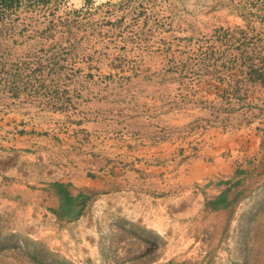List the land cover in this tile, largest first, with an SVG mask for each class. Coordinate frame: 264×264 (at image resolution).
I'll return each instance as SVG.
<instances>
[{"label": "rangeland", "instance_id": "374dc122", "mask_svg": "<svg viewBox=\"0 0 264 264\" xmlns=\"http://www.w3.org/2000/svg\"><path fill=\"white\" fill-rule=\"evenodd\" d=\"M6 15L0 55L61 62L43 75L69 91L0 83V264H264V80L228 103L212 74L169 70L201 43L259 61L264 0H22Z\"/></svg>", "mask_w": 264, "mask_h": 264}, {"label": "trees", "instance_id": "16d2710c", "mask_svg": "<svg viewBox=\"0 0 264 264\" xmlns=\"http://www.w3.org/2000/svg\"><path fill=\"white\" fill-rule=\"evenodd\" d=\"M21 1L0 0V21L5 19L7 13L14 12ZM39 1L47 2L50 0ZM3 34L2 32L1 35ZM216 38L218 40L222 37L217 36ZM231 50L233 49L230 46L220 50L213 44L201 43L197 50L181 51L180 55L172 59L173 63L169 70L176 71L187 79L198 78L202 80L204 76L212 74L217 83L214 81L207 82L206 85L212 89L206 90L209 94L221 93L222 96H225V100L230 103L232 98L241 91L244 80H264L263 56H260L259 61L249 63L246 60L248 55L243 52L240 55H233ZM45 56L44 54V56L32 58L26 55L20 59L10 60L9 57L0 55V83H3L14 96H19L25 91H31L38 96L50 97V100H63L69 91L66 85H63L55 77L47 78L43 74L46 71L59 72V70L65 69V65L58 61L48 63L46 60L48 57ZM222 60L225 62H221ZM229 61L233 67L228 65ZM201 89L205 91V87H201ZM64 102L67 101H63L61 104H67Z\"/></svg>", "mask_w": 264, "mask_h": 264}]
</instances>
